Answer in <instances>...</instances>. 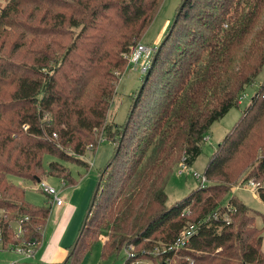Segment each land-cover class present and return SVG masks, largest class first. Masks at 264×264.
Instances as JSON below:
<instances>
[{
	"label": "trees",
	"instance_id": "1",
	"mask_svg": "<svg viewBox=\"0 0 264 264\" xmlns=\"http://www.w3.org/2000/svg\"><path fill=\"white\" fill-rule=\"evenodd\" d=\"M0 1H7L0 9L4 251L22 241L40 248L39 228L51 214V206L29 204L11 179L56 178L75 186L66 164L87 167L83 158L105 140L116 153L99 176L63 264H79L101 240L103 261L131 246L138 258L143 249L162 251L189 223L198 231L187 249L143 258L154 264H264V228L257 227L256 212L235 196L223 203L250 180L264 184V85L211 156L207 185L171 206L166 193L182 159L189 168L195 164L211 127L239 108L261 73L264 0H183L121 126L108 114L127 56L164 0ZM47 156L54 160L45 169ZM259 198L264 204L263 187ZM18 222L21 239L14 233Z\"/></svg>",
	"mask_w": 264,
	"mask_h": 264
},
{
	"label": "rangeland",
	"instance_id": "2",
	"mask_svg": "<svg viewBox=\"0 0 264 264\" xmlns=\"http://www.w3.org/2000/svg\"><path fill=\"white\" fill-rule=\"evenodd\" d=\"M183 0H164L161 4L160 10L157 13L153 23L145 32L142 37V41L148 45L154 47L156 43L154 41L158 37V32L160 26L164 21L169 20L171 22L175 16L176 10L180 7ZM7 1H0V9L6 5ZM144 76L140 72L134 70L131 66L128 67L117 86V91L111 103L108 119L111 123H116L117 125H126L128 121L129 112L133 105V98L136 93L140 90L142 86ZM264 85V67L259 74V76L254 80V82L249 85L242 98L239 108H233L223 119L216 122L212 127L209 136L203 142V152L201 156L197 159L195 164L190 168H183L180 165L174 170V173L169 179L166 187L167 193V205L171 206L177 201L183 199L191 191L199 188L200 182L195 178V173L204 176L207 164L211 156L215 153L218 147L221 145L223 140L226 138L227 134L233 129L235 124L240 120L243 111L247 108L256 94L259 92L260 88ZM116 153L115 146L110 141H101L95 150H90L87 152L83 160L88 167L77 164H66V166L72 171L73 178L79 182L80 178L83 176H89L94 179V185L90 191V194L85 202V204L78 211L77 216L73 219L71 224L66 229L65 239L63 240V248L55 262L57 264H63L69 255V249L76 241L79 231L81 230L83 224L85 223L86 216L89 212L91 202L95 193V189L99 180V176L102 171L106 168L108 163L113 159ZM54 159L47 156L44 161L45 169H48V165ZM14 185L24 189L25 200L36 207H50V199L38 191V184L34 182L24 181L19 178L11 179ZM48 184L55 188L58 192L63 190L61 185V180H56L55 178H46ZM68 189L67 191H69ZM66 190L62 193V197L65 198L70 192ZM235 196L241 202L250 207L254 212H256V225L258 228H264V204L259 200L256 192L248 186H238L234 188L229 195L225 198L224 204L228 203L229 200ZM56 206H53L55 210ZM52 211V210H51ZM193 226L192 223L188 224V227ZM16 228V225L14 226ZM49 235V230H47ZM47 232L44 234V242L46 240ZM46 235V236H45ZM264 238V229H263ZM44 244V243H43ZM102 245L103 241H99L94 245L93 250L86 255L79 264H125L128 259V254H132L135 258L132 264H154L152 260L143 258L144 255H150L152 257H157V254L153 250H141V257L138 256V250L133 246L128 253L123 250L119 255L110 258L108 261L102 260ZM37 251L36 256L32 259H27L22 256H18L14 251H4L0 247V264H44L38 258ZM262 251L264 253V241L262 246Z\"/></svg>",
	"mask_w": 264,
	"mask_h": 264
},
{
	"label": "built area",
	"instance_id": "3",
	"mask_svg": "<svg viewBox=\"0 0 264 264\" xmlns=\"http://www.w3.org/2000/svg\"><path fill=\"white\" fill-rule=\"evenodd\" d=\"M158 48V45H155L154 47L148 46L146 44H143L139 42L136 47L132 49L130 54L127 56L128 58V64L129 67L131 66L134 68V70L140 72L142 76H146L149 70L151 69L152 63H153V58L156 53V50ZM180 167L189 168L186 165V158H183L180 164ZM195 178L200 182L201 186H205L208 183L207 177L201 176L197 173H195ZM38 184V191L42 192L45 194L49 199H50V205L51 207L56 206V207H62L64 204V198L62 197V193L58 192L55 188L50 186L47 182L46 179L41 180ZM61 184L63 187H65L66 183L64 180H61ZM242 186H248L251 187L256 194L259 197V192L260 188H264V184L256 183L255 181H248L246 184ZM240 186V187H242ZM3 217V212L0 211V247H2L3 244V238H2V229H1V219ZM25 221L28 220L26 217L24 219ZM16 228H14V233L16 237L22 238L23 236V229L22 226L18 223H15ZM193 225V224H192ZM40 231L43 232V229L39 228ZM198 228L193 225L191 227H187L183 232L179 234V236L176 238V240L166 246L162 251L155 248L154 250L157 251L155 252L157 256L161 254H167V253H174L178 252L183 249H187L189 246L191 238L197 233ZM133 248V246L129 247L126 249V252ZM38 244L37 243H29L27 241H22L20 244L13 245L10 247L9 251H14L15 254L18 256H22L27 259H32L36 256V253L38 251ZM135 257L132 254H128V259H134Z\"/></svg>",
	"mask_w": 264,
	"mask_h": 264
},
{
	"label": "crops",
	"instance_id": "4",
	"mask_svg": "<svg viewBox=\"0 0 264 264\" xmlns=\"http://www.w3.org/2000/svg\"><path fill=\"white\" fill-rule=\"evenodd\" d=\"M169 24L170 22L169 20H167L164 21L163 24L160 26L158 37L154 41L156 45L160 43ZM141 43L145 44L143 41H141ZM87 167V169H89V165H87ZM94 182V179L86 175L81 177L79 182L76 181L75 186H62L63 190H61V193H63L65 190L67 191L68 189L70 190L67 192L70 193L65 195L64 204L62 207H55L56 211H54L52 209L53 207H51L52 211L50 217L43 229V239L44 234L45 232H47V230H49V235L47 232V236L45 235L46 240L45 242L44 240H42V244L39 248L40 251L38 253L39 260L44 264H57L55 260L57 259V256L63 248V240L65 239L66 235L65 231L71 224L73 219L77 216L78 211L85 204L92 189V186L94 185Z\"/></svg>",
	"mask_w": 264,
	"mask_h": 264
},
{
	"label": "water",
	"instance_id": "5",
	"mask_svg": "<svg viewBox=\"0 0 264 264\" xmlns=\"http://www.w3.org/2000/svg\"><path fill=\"white\" fill-rule=\"evenodd\" d=\"M160 50V49H159ZM150 72H151V69L149 70V72L147 73V75L144 77V81L145 82H147V80H148V78H149V76H150ZM143 87H144V84L141 86V88H140V91H139V95L141 94V92H142V90H143ZM138 95V96H139ZM138 98V97H137ZM133 108H135V105H134V107ZM40 182V180L38 181V183Z\"/></svg>",
	"mask_w": 264,
	"mask_h": 264
}]
</instances>
